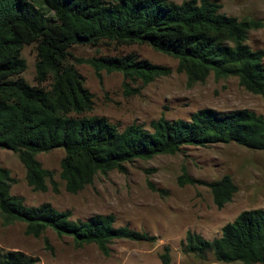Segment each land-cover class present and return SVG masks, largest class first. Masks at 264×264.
I'll list each match as a JSON object with an SVG mask.
<instances>
[{
  "label": "trees",
  "instance_id": "1",
  "mask_svg": "<svg viewBox=\"0 0 264 264\" xmlns=\"http://www.w3.org/2000/svg\"><path fill=\"white\" fill-rule=\"evenodd\" d=\"M220 8L218 0H0V148L16 154L30 190L44 192L50 185L57 191L54 171L36 158L57 148L63 152L57 178L70 194L90 184L96 174L125 173L126 163L173 155L183 146L234 143L264 150V118L246 108L219 113L204 107L191 112L189 119L159 116L148 122L149 129L135 122L119 129L104 116L86 115L93 96L75 64L89 65L98 84L101 72L120 73L125 90L170 70L133 53L76 57L69 51L73 44L103 43L113 49L144 44L174 58L175 71L184 74L189 86L211 74L215 79L235 77L245 91L263 94L264 49H252L246 40L250 30L264 23L226 15ZM30 43L35 44L36 84L20 76L25 68L20 50ZM13 182L0 165L2 226L21 222L23 233L32 237L49 229L57 237L70 238L75 248L94 244L105 256L113 240L152 243L156 238L127 225L115 226L110 213L81 220L48 202L26 205L22 196L10 192ZM182 182L206 186L216 208L237 190L228 174L204 181L182 173ZM181 246L201 260L211 253L223 263L264 264V209L240 211L211 240L187 230ZM158 258L169 264L167 245ZM0 264L36 263L20 251L0 250Z\"/></svg>",
  "mask_w": 264,
  "mask_h": 264
},
{
  "label": "rangeland",
  "instance_id": "2",
  "mask_svg": "<svg viewBox=\"0 0 264 264\" xmlns=\"http://www.w3.org/2000/svg\"><path fill=\"white\" fill-rule=\"evenodd\" d=\"M180 2L182 0H170ZM220 12L236 18H256L264 23V0H218ZM252 49H264V26L250 30L246 40ZM69 51L76 57L123 55L133 53L139 58L170 70L141 85L122 87L118 72H101L98 84L91 67L75 64L85 87L92 93L93 105L86 115L104 116L119 129L135 122L149 129L148 122L159 116L171 120L189 119L191 112L204 107L219 113L246 108L264 118V93L252 94L237 84L235 77L215 79L209 74L201 83L188 85L182 72H176V60L156 52L144 44L122 45L113 49L103 43L94 46L73 44ZM35 44L24 45L20 57L25 63L20 76L29 84L34 80ZM264 63V57H263ZM46 85V83H43ZM137 90V92H136ZM63 152L53 149L36 154L41 166L54 171L57 191L50 185L44 192L31 191L23 178V167L15 153L0 148V165L7 168L14 182L10 192L22 196L26 205L50 203L57 210H69L71 219L84 220L92 214H112L114 225H127L155 235L152 243L126 239L113 240L109 254H101L94 244L75 248L68 237H57L46 229L39 237L23 233V224L0 223V250L20 251L35 259L36 264H162L158 254L168 246L169 264H240L216 261L211 253L201 260L183 252L181 241L187 230L207 240L220 235L223 224L242 210L264 209V150H250L234 143L206 146H183L173 154H160L147 160L126 163V172L109 171L96 174L92 182L70 194L57 178L59 159ZM187 176L211 181L228 174L236 192L230 201L216 208L208 188L201 184L179 183ZM182 180V179H180ZM258 264V263H256Z\"/></svg>",
  "mask_w": 264,
  "mask_h": 264
}]
</instances>
